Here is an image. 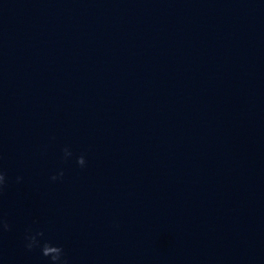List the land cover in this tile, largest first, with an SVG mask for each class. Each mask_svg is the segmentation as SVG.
<instances>
[{"label":"clouds","instance_id":"obj_1","mask_svg":"<svg viewBox=\"0 0 264 264\" xmlns=\"http://www.w3.org/2000/svg\"><path fill=\"white\" fill-rule=\"evenodd\" d=\"M74 156V153L68 147L62 149V161L67 163ZM75 163L80 168H84L87 165L85 154L75 156ZM65 173L63 169L58 170L55 174L50 177L52 182L62 180ZM23 177L17 176L16 182L20 183ZM8 185L7 173L0 168V197L3 196L4 191ZM34 223H36L34 221ZM11 231V224L0 213V235L5 232ZM23 246L29 253L39 251L40 255L44 257L47 264H69V260L65 253L63 246L53 243L51 240L45 237V231L40 227L29 226L25 229L23 236Z\"/></svg>","mask_w":264,"mask_h":264}]
</instances>
